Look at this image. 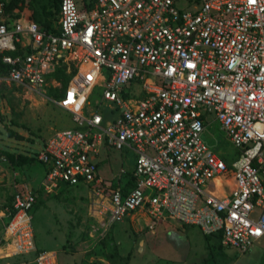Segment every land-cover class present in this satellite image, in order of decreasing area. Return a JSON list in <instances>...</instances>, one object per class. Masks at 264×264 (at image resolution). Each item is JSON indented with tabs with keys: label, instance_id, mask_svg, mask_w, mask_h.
I'll return each instance as SVG.
<instances>
[{
	"label": "built area",
	"instance_id": "built-area-1",
	"mask_svg": "<svg viewBox=\"0 0 264 264\" xmlns=\"http://www.w3.org/2000/svg\"><path fill=\"white\" fill-rule=\"evenodd\" d=\"M4 7L8 80L43 95L60 67L75 68L57 102L74 127L36 156L47 190L88 187L112 225L136 213L149 229L176 220L239 252L264 239V0H61L57 33L10 21ZM100 83L103 102L87 113ZM212 116L239 148L231 164L203 140ZM110 150L131 151L133 170L101 176ZM37 198L31 183L15 191L5 226L13 255L36 249Z\"/></svg>",
	"mask_w": 264,
	"mask_h": 264
},
{
	"label": "rangeland",
	"instance_id": "rangeland-1",
	"mask_svg": "<svg viewBox=\"0 0 264 264\" xmlns=\"http://www.w3.org/2000/svg\"><path fill=\"white\" fill-rule=\"evenodd\" d=\"M46 7L47 21L51 27H57L59 0L48 1ZM37 12L38 1L26 0L13 16L7 18L10 21H35L40 25L35 16L40 20L43 17L42 14L37 16ZM74 69L73 66L60 67L52 75L43 95L8 80L6 73L0 69V264H37L40 252H52L53 259L55 252L57 264H76L77 260L90 264H125L121 253H130L133 264L142 261L150 264L154 262L153 257L160 256L174 261L179 254L194 256L199 262L212 256L207 259L209 264H264V239L248 251L239 252L225 247L219 236L211 235L208 238L212 237L214 242L210 246L212 255L209 251L200 252L204 249L201 244H206L202 234L199 235V245L191 247L189 238H174L170 233L160 235V242L154 239L143 252L141 245L148 231L145 220L137 222L131 218L130 221L112 225L108 219L94 212L88 187L57 183L48 190L45 188L44 166L36 156L56 131L74 127L72 115L57 103L64 95ZM103 91L104 83L93 89L87 113L99 109ZM203 140L212 149H217L229 164L240 158L239 148L226 136L214 116L209 117ZM23 157H31V161L20 164L18 161ZM101 157L105 161L100 163L99 171L105 178H112L121 168L129 171L134 168L131 151L110 150L103 152ZM23 183H31L37 189L38 198L32 210L36 249L31 253L3 256L2 249L9 244L5 239L7 217L15 191ZM192 229L199 231L197 226H192ZM177 246H180L179 249ZM194 248L199 251L196 255L192 253ZM158 261L164 264V260Z\"/></svg>",
	"mask_w": 264,
	"mask_h": 264
},
{
	"label": "crops",
	"instance_id": "crops-1",
	"mask_svg": "<svg viewBox=\"0 0 264 264\" xmlns=\"http://www.w3.org/2000/svg\"><path fill=\"white\" fill-rule=\"evenodd\" d=\"M81 4H83V1H81ZM131 218L134 220L141 221V220H145L146 222V227L147 228V238L144 239L143 243H142V248L144 249L143 252H145L146 249H148V246L151 245V243L153 242L154 239H157L160 242V235L164 234H170L173 233V237L177 238V237H186L189 238L190 243L189 245L191 247L195 245H199L200 243V238L199 235L202 234V236L205 238L206 240V244L202 243L201 246L204 247L203 250H200L201 253L205 252L207 253L208 251L210 252V254L213 253V251L210 250V246L211 244H213V239L208 238V236H205L204 233L201 231V229L199 228V231H194L192 229L193 225H184L181 224L180 222L176 221V220H170V221H165V222H161L157 225V227L155 229H149L148 227V222H149V218L147 216H145L142 213H136L131 215L130 217H127L126 220H124L123 222L127 221V220H131ZM120 223V222H119ZM217 235V234H216ZM214 238V237H213ZM261 241V240H259ZM257 241V242H259ZM256 242V243H257ZM222 243V241H221ZM180 246H177L176 248L179 249ZM195 249V248H194ZM179 251H182L181 249ZM121 252V251H120ZM194 252V255L198 254L199 251H197L196 249L194 251H192V253ZM52 253V252H51ZM3 254V253H2ZM54 256H55V260L53 261V264H57V256L56 253L53 252ZM6 254H3V256H5ZM213 255V254H212ZM120 256L122 257H129L128 263L127 264H133V259H132V255L130 253H121ZM212 256H208L206 257L204 260H202L201 262H199V259L194 258V256H188V255H182L179 254V256L177 255L176 258L174 259V261H167L165 258L163 257H153L152 260L154 261L153 263L150 264H161L160 262L162 261H158V259L164 260V264H206L209 262L207 261V259H210ZM151 258V257H150ZM156 262V263H155ZM76 264H90V262L88 263L87 261H76ZM140 264H146L144 261H142Z\"/></svg>",
	"mask_w": 264,
	"mask_h": 264
},
{
	"label": "trees",
	"instance_id": "trees-1",
	"mask_svg": "<svg viewBox=\"0 0 264 264\" xmlns=\"http://www.w3.org/2000/svg\"><path fill=\"white\" fill-rule=\"evenodd\" d=\"M0 1L5 2L4 16H5V18H7V17L13 16L14 12L18 8L22 7L26 0H0ZM37 1H38V12L36 13V15L38 16V15L42 14L43 20L36 18V16H35V20L38 21L40 23V26L41 27L43 26L44 28L43 27L42 28L45 29L47 32H53V33L59 32V27L58 26L57 27H51L49 21H47V18H46L47 16L45 17V15H47L46 3L50 0H36V2ZM60 6H61V0H59V12H60ZM58 19H59V16H58ZM0 69L2 71H4L5 73H7V71H8V66L3 64L1 58H0ZM30 161H31V157H23L18 162L20 164H26V163H29ZM210 236H208V237H210ZM217 236H219L220 241H221L222 240L221 234H217ZM129 257L130 256L123 257L126 260L125 264L128 263Z\"/></svg>",
	"mask_w": 264,
	"mask_h": 264
},
{
	"label": "bare ground",
	"instance_id": "bare-ground-1",
	"mask_svg": "<svg viewBox=\"0 0 264 264\" xmlns=\"http://www.w3.org/2000/svg\"><path fill=\"white\" fill-rule=\"evenodd\" d=\"M3 254H6V256L13 255L14 252H16L15 246L14 245H7L3 249Z\"/></svg>",
	"mask_w": 264,
	"mask_h": 264
}]
</instances>
